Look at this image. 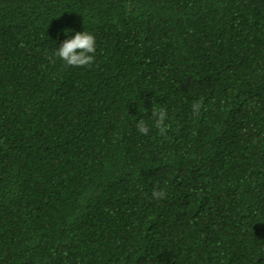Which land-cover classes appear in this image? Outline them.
Here are the masks:
<instances>
[{
  "label": "trees",
  "instance_id": "16d2710c",
  "mask_svg": "<svg viewBox=\"0 0 264 264\" xmlns=\"http://www.w3.org/2000/svg\"><path fill=\"white\" fill-rule=\"evenodd\" d=\"M0 264H264V0H0Z\"/></svg>",
  "mask_w": 264,
  "mask_h": 264
},
{
  "label": "clouds",
  "instance_id": "9594fccd",
  "mask_svg": "<svg viewBox=\"0 0 264 264\" xmlns=\"http://www.w3.org/2000/svg\"><path fill=\"white\" fill-rule=\"evenodd\" d=\"M96 53V37L93 33L85 30L76 32L74 37L66 39L59 48L56 49L55 56L60 58L66 66L83 67L94 62ZM203 106V100L194 101L191 105L194 115H199ZM152 119L155 121V128L159 130L161 136L166 135L169 126L165 121L168 117V110L165 107L159 109L153 107ZM137 130L142 135H148L150 128L144 119L136 123ZM166 197L164 190L154 189L152 198L161 200Z\"/></svg>",
  "mask_w": 264,
  "mask_h": 264
}]
</instances>
